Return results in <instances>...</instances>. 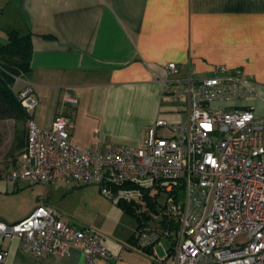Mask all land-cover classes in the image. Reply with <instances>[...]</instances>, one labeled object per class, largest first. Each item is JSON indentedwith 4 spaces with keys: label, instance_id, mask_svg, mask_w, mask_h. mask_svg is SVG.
Returning <instances> with one entry per match:
<instances>
[{
    "label": "crops",
    "instance_id": "obj_1",
    "mask_svg": "<svg viewBox=\"0 0 264 264\" xmlns=\"http://www.w3.org/2000/svg\"><path fill=\"white\" fill-rule=\"evenodd\" d=\"M12 30L31 44L30 70L19 79L36 95L33 120L48 127L56 114L70 116L69 139L80 147H137L157 119L167 122L157 135L169 136L188 105L169 81L205 76L218 64L251 79L256 97L235 104L264 116V0H0V46ZM170 62L179 68L171 76ZM67 93L75 107L63 104ZM26 141L0 171L14 169ZM11 183L0 181V196L12 193ZM38 196L13 213L0 200V221L25 218ZM100 240L114 257L97 264H152L135 235L127 243ZM19 243L0 236V264H85L79 245L61 257H36Z\"/></svg>",
    "mask_w": 264,
    "mask_h": 264
},
{
    "label": "built area",
    "instance_id": "obj_2",
    "mask_svg": "<svg viewBox=\"0 0 264 264\" xmlns=\"http://www.w3.org/2000/svg\"><path fill=\"white\" fill-rule=\"evenodd\" d=\"M165 68L170 76L179 70L174 62ZM169 82L174 95L187 98L186 120L159 136L156 128L167 122L157 119L137 147H80L69 139L72 122L64 113L39 126L32 118L36 95L25 85L18 96L28 114L27 141L6 178L95 185L108 198L147 180L157 189L150 203L154 214H138L135 236L137 248L153 255L152 264H264V116L235 104L256 97L253 82L223 64L205 76ZM63 104L72 108L77 100L67 93ZM161 192L163 202L156 198ZM240 235L245 238L238 242ZM0 236L18 237L21 250L36 257H61L77 245L85 264L114 257L95 230L60 216L45 192L25 218L0 221ZM162 237L170 246L162 245L161 255L156 247Z\"/></svg>",
    "mask_w": 264,
    "mask_h": 264
},
{
    "label": "rangeland",
    "instance_id": "obj_3",
    "mask_svg": "<svg viewBox=\"0 0 264 264\" xmlns=\"http://www.w3.org/2000/svg\"><path fill=\"white\" fill-rule=\"evenodd\" d=\"M24 86L22 79H17L14 83L15 92L18 93ZM25 120L0 119L1 168L12 161V159L7 160L6 156L15 147L24 144L26 140ZM5 166L4 168L7 169L8 165ZM7 173L8 171L6 173L3 170L0 171V181L5 183L9 181L6 178ZM17 183L18 186L11 183L12 193L0 196L4 207L11 213L28 204L36 194L42 195L45 188L51 205L59 212V215L62 214L65 219L74 224L92 228L98 233L100 239L104 237L107 241L127 243L136 235L137 227L141 224L136 215L142 213L141 215L152 217L154 214L150 203L156 196L157 189L147 180L117 189L113 198L104 196L98 186L67 183L65 180L48 185L27 179H20ZM163 197L161 192L156 198L159 202H163ZM244 238V235H240L236 241L241 242ZM162 245L170 246L168 238L162 237L156 247L161 255L164 252ZM148 254L153 258L151 253Z\"/></svg>",
    "mask_w": 264,
    "mask_h": 264
},
{
    "label": "trees",
    "instance_id": "obj_4",
    "mask_svg": "<svg viewBox=\"0 0 264 264\" xmlns=\"http://www.w3.org/2000/svg\"><path fill=\"white\" fill-rule=\"evenodd\" d=\"M30 53L29 38L19 36L14 30L8 33V42L0 46V119L21 121L28 116L21 105L18 93L14 90V83L30 70ZM138 219L140 220V217Z\"/></svg>",
    "mask_w": 264,
    "mask_h": 264
},
{
    "label": "water",
    "instance_id": "obj_5",
    "mask_svg": "<svg viewBox=\"0 0 264 264\" xmlns=\"http://www.w3.org/2000/svg\"><path fill=\"white\" fill-rule=\"evenodd\" d=\"M136 217H138V214L136 215Z\"/></svg>",
    "mask_w": 264,
    "mask_h": 264
},
{
    "label": "bare ground",
    "instance_id": "obj_6",
    "mask_svg": "<svg viewBox=\"0 0 264 264\" xmlns=\"http://www.w3.org/2000/svg\"><path fill=\"white\" fill-rule=\"evenodd\" d=\"M22 105V104H21ZM25 110V109H24Z\"/></svg>",
    "mask_w": 264,
    "mask_h": 264
}]
</instances>
